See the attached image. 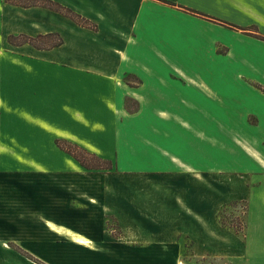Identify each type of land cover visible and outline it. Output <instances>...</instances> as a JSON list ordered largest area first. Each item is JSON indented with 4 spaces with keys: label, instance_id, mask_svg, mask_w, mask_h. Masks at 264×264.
<instances>
[{
    "label": "crops",
    "instance_id": "1",
    "mask_svg": "<svg viewBox=\"0 0 264 264\" xmlns=\"http://www.w3.org/2000/svg\"><path fill=\"white\" fill-rule=\"evenodd\" d=\"M53 1L94 23L97 29L92 30L93 34L98 33L102 38H107L104 46L109 49L110 46L117 48L114 37H110L111 34L114 35V31L122 28L125 23L127 25L125 28L129 29L130 13L136 12V19L138 17L142 21L141 27L140 24L137 25L138 30L133 31L134 28H131L130 34L133 32L141 34L142 24H147V11L157 0H75L74 4L68 0ZM169 1L175 6L160 3L181 9L183 15L193 19L199 17L210 21L207 23L215 25L221 33L218 41L230 45L232 40L231 49L238 52L241 57L229 65L249 66L250 78L241 77L238 80L257 97H264V94L252 85L257 83L264 86V0H190L186 4L181 3L184 6L174 0ZM4 8L10 13L14 12L13 9L23 10L28 12V15H34L35 11L42 13L50 11L61 21L69 19L46 8H23L0 0V37L4 33ZM190 10L213 18L216 24L197 13H190ZM72 22L77 29L80 28L79 30H91ZM103 25L108 29L104 30ZM27 26L28 34L37 33L39 36L58 33L62 37L64 43L61 46L44 51H61L67 43H70L69 48L72 46V50L76 51L79 48L78 43L68 41L64 30L36 32L33 18L29 20ZM40 26L45 29V24ZM172 27L170 24L169 30H173ZM13 28H7L8 39L11 35L20 33L16 31L14 25ZM244 32H250L254 36H247ZM123 33L128 34L126 31ZM179 34L178 30L171 31V46L167 48L178 49L175 40ZM193 35L188 32L187 36L193 38ZM26 45L31 46L25 44L15 47ZM194 48L204 50L210 49V46L206 47L200 43L186 46L187 51ZM118 49L124 47L118 46ZM78 56L66 53L70 61L77 57L85 65H90V61L88 62L84 56ZM203 56L213 58L211 53ZM45 79L2 78L0 63V264H250V261L251 264H264L262 231L251 240L253 249L250 260L246 236L242 243L246 244L244 251L234 246V237L240 240L237 235L230 238L231 242L227 245V237L220 227L221 230L214 227L218 225L211 220L210 213V210L217 211L227 202L246 201L248 213L250 208L255 224L259 227L264 226L263 97L259 100L261 104L251 106L249 110L240 113L238 118L239 123L256 133V137H253L255 139L251 140L252 143L243 141L242 138L236 140L237 145L252 160L249 171L243 174L234 172L235 175H232L222 166L201 170L184 157L180 165L174 147L171 146L175 144L174 136L179 132L177 126L164 124L160 126L146 121L139 126V130L144 132L141 135L145 140L143 147H146L144 152L140 151V155H144V158L148 156L150 151L147 147L153 146L154 151L149 155V160L139 164V187H132L130 180H125L122 186L115 187L114 177L116 175L131 177L129 170L124 168L116 174H86L73 156L70 160L83 170L55 169L51 166L50 155L36 156V115L48 116L44 117L45 121L57 120L50 115L55 116L65 111L62 93L68 91L66 83L71 82L68 78H53L52 82L55 83L53 87L38 85L44 83ZM157 88H161V85L155 84V87L150 89ZM46 89L53 93L51 100L54 104L44 102V105L40 106L41 102L36 98V92L44 93ZM150 89L145 88L141 92L142 96L156 98L153 91L149 92ZM203 91L208 94L210 90ZM180 126L186 132L191 129L184 124ZM60 140L82 148L76 137ZM60 140L56 139L54 142L57 148L56 141ZM83 149L89 156L94 155L112 163L96 150L87 146ZM132 169L135 167L131 166L130 171ZM181 170L192 172H179ZM195 171L202 180L201 182L199 180L194 188L192 177L197 176ZM150 175L176 180L170 188L150 186L159 183L157 180L148 183ZM253 175L260 176V180L255 183L256 189L249 188ZM183 178L193 185L178 186L177 182ZM217 182L218 194L212 190V185L216 186ZM213 188L215 190V187ZM133 191L138 193L139 202H131ZM165 193L172 195V198L163 199L161 194ZM195 194L198 197H195ZM110 219L116 220L121 231L119 236L113 235L108 228L107 223ZM53 224L58 228H54ZM212 230L215 233H212ZM73 235L86 238L87 243L80 242ZM187 238L194 241L191 252L187 251L184 243Z\"/></svg>",
    "mask_w": 264,
    "mask_h": 264
},
{
    "label": "rangeland",
    "instance_id": "2",
    "mask_svg": "<svg viewBox=\"0 0 264 264\" xmlns=\"http://www.w3.org/2000/svg\"><path fill=\"white\" fill-rule=\"evenodd\" d=\"M68 1L76 3L75 0ZM174 1L184 6L181 3L186 4L190 0ZM5 9L4 33L0 37L2 78H46L44 83L38 84L46 87L55 86L53 78L71 80L70 83H66L68 91L62 93L65 111L55 116L50 115L57 120L45 121L44 117L48 116L36 115V156L50 155L51 166L55 169L67 168L76 171L84 169L86 174H116L126 168L131 177L116 175L113 179L115 187L122 186L125 180H130L132 187H139V164L149 160V155L154 151L153 146L147 147L150 151L148 156L144 158V155H140V151L144 152L146 147H143L144 132L139 130V126L146 121L160 126L161 124L177 126L179 132L176 134L177 137L174 136L175 144L171 146L174 147L180 165L184 157L201 170L222 166L232 175H235L234 172L243 174L252 167L251 158L237 145L236 140L242 138L243 141L252 143L251 140L255 139L253 137H256V133L239 123L238 118L240 113L249 110L251 106L261 104L259 100L263 96L257 97L239 82L238 78H250L251 68L229 65L241 56L231 49L232 40L230 45L218 41L221 33L215 25L207 23L210 21L199 17L193 19L183 15L181 9L155 1V5H151L147 11V24H142L141 34L139 32L130 34L131 28H134L133 31L138 30L137 25L142 22L138 17L136 19V12L130 13L129 29L125 28L127 27L125 23L110 36L114 37L117 48L110 46L107 49L104 46L107 38H102L98 33L93 34L92 29L79 30L80 28L77 29L78 27L69 19L61 21L50 11L44 13L35 11L34 15H28L29 13L23 10L13 9L14 12L10 13ZM31 18L35 20L36 32L64 30L68 41L78 43L79 48L76 51L72 50V46L69 48L70 43H67L61 51H40L28 45L24 47L10 45L6 31L9 27L14 29L13 25L16 31L20 32L15 36L21 34L29 37L38 36L37 33L26 32ZM40 24H45V29ZM170 24L173 30H169ZM103 27L104 30L108 29L107 26ZM177 30L180 33L175 40L178 49L167 48L171 46V31ZM124 31L128 34L124 35ZM188 32L194 34L193 38L187 36ZM244 34L254 36L250 32ZM199 43L206 47L209 45L210 49L186 50L187 44ZM118 46L124 49H118ZM66 53L77 56L79 53L78 57L84 56L88 62L90 61V65H85L77 57L70 61ZM210 53L213 58L203 56ZM155 84H160L161 88L150 89L155 87ZM145 88L150 89L149 92L153 91L156 98L142 96L141 92ZM204 89H209V93L205 94ZM36 93V98L41 102L40 106H43L44 102L54 104L51 100L53 97L51 91L46 89L44 93L41 91ZM61 108L62 106L59 109ZM182 124L191 129L183 131L180 126ZM75 137L82 144V148L60 140ZM56 139L60 140L56 141L57 144L75 153L90 167L102 163L99 164L92 156L83 152L85 150L83 147L96 150L104 159L112 161V169L91 172H86L85 168L80 169L78 164L70 160L72 156L67 151H60V147H56L54 144ZM131 166L135 167L132 171ZM195 174L197 175V172ZM150 176L148 183L155 180L159 182L150 186L170 188L176 180L170 177ZM197 176L192 177L194 188L198 185L197 182L202 180ZM251 180L249 188L256 189L255 183L260 180V176L253 175ZM177 183L178 186L185 187L193 185L186 181V178L180 179ZM218 185V182L216 186L212 185V190L217 194ZM262 186L264 187V184ZM194 196L198 197L197 194ZM161 197L167 199L172 198V195L165 193L161 194ZM131 202H139L138 193L132 192ZM210 213L211 220L218 225L214 227H220L227 237V245L231 242L230 238L237 235L242 240L238 241L239 238L234 237V246L244 251L246 244L242 243L246 236L247 251L251 260L253 249L251 240L261 231L264 233V226L259 227L255 224L250 208L248 213L247 202L230 201L217 211L210 210ZM107 226L113 235L121 234L115 219H110ZM212 233L215 232L212 230ZM184 243L187 251L191 252L194 241L187 238ZM249 263L251 264V261Z\"/></svg>",
    "mask_w": 264,
    "mask_h": 264
},
{
    "label": "trees",
    "instance_id": "3",
    "mask_svg": "<svg viewBox=\"0 0 264 264\" xmlns=\"http://www.w3.org/2000/svg\"><path fill=\"white\" fill-rule=\"evenodd\" d=\"M4 1L8 4L20 6L23 8H30V7L46 8V9H49L51 11L62 14L63 16L71 19L72 21H74L76 24H78L81 27L92 29V30H96V28H97V26L94 23H92L90 20L82 17L80 14L74 12L70 8H67V7L63 6L62 4L55 2L53 0H4ZM157 1L164 3V4H167V5L175 6V4L169 0H157ZM186 10H188V9H186ZM190 13L196 14L197 12L190 10ZM197 14H199L200 16L205 17L207 19H210L212 21L214 20L213 18H209L208 16L202 15L200 13H197ZM223 25H226V24H223ZM226 26L231 27L228 24ZM256 37L260 38V36H256ZM8 42H9V44L14 45V46H22L25 44H29V45L35 47L36 49H40V50H50V49L59 47L64 43L62 37L58 33L39 35L37 37H29L26 35H18V36L11 35L8 39ZM252 85L254 86V88H256L258 91H260L262 94H264V86L263 85L257 84V83H254ZM58 147H60V149H62V150L67 151L71 156H73L76 160L79 161V163L81 164V166L83 168H85L89 172H91V171H104V170H111L112 169V163L111 162H105V161L101 160L100 158H98L94 155H92V158L95 161H97L99 164L100 163H102V164L99 166L95 165V167L94 166L90 167L86 164L85 160H83L82 158L77 156L75 153L67 150L61 144H58ZM83 152H85V151H83ZM87 155H89V154H87ZM103 163H106L108 165L104 166ZM32 260H34V259H32Z\"/></svg>",
    "mask_w": 264,
    "mask_h": 264
},
{
    "label": "bare ground",
    "instance_id": "4",
    "mask_svg": "<svg viewBox=\"0 0 264 264\" xmlns=\"http://www.w3.org/2000/svg\"><path fill=\"white\" fill-rule=\"evenodd\" d=\"M53 227L54 228H58L57 225L53 224ZM75 238H77L80 242L82 243H87V239L86 238H83V237H80V236H77V235H73Z\"/></svg>",
    "mask_w": 264,
    "mask_h": 264
}]
</instances>
